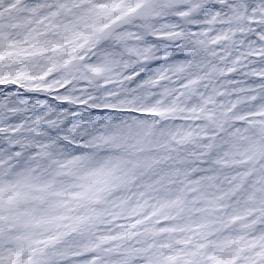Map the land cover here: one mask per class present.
<instances>
[{
  "label": "snow or ice",
  "instance_id": "6c2138e0",
  "mask_svg": "<svg viewBox=\"0 0 264 264\" xmlns=\"http://www.w3.org/2000/svg\"><path fill=\"white\" fill-rule=\"evenodd\" d=\"M0 264H264V0H0Z\"/></svg>",
  "mask_w": 264,
  "mask_h": 264
}]
</instances>
